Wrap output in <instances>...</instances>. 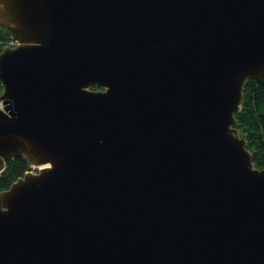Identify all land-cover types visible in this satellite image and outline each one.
<instances>
[{"label": "water", "instance_id": "obj_1", "mask_svg": "<svg viewBox=\"0 0 264 264\" xmlns=\"http://www.w3.org/2000/svg\"><path fill=\"white\" fill-rule=\"evenodd\" d=\"M0 26V173L39 168L0 192V264H264L234 128L264 0H0Z\"/></svg>", "mask_w": 264, "mask_h": 264}, {"label": "trees", "instance_id": "obj_2", "mask_svg": "<svg viewBox=\"0 0 264 264\" xmlns=\"http://www.w3.org/2000/svg\"><path fill=\"white\" fill-rule=\"evenodd\" d=\"M10 33L0 26V39L8 40ZM4 45H0V53ZM94 89H98L97 87ZM241 109L234 115L238 135L246 141L252 153V163L258 169L264 168V80L248 78L243 85ZM24 157H16L6 164L0 173V192L8 189L18 178L23 177L30 168Z\"/></svg>", "mask_w": 264, "mask_h": 264}, {"label": "flooded vegetation", "instance_id": "obj_3", "mask_svg": "<svg viewBox=\"0 0 264 264\" xmlns=\"http://www.w3.org/2000/svg\"><path fill=\"white\" fill-rule=\"evenodd\" d=\"M0 44H3L4 45V49L7 48V47H15L17 45V42L14 41L12 38H11V35H10V38L8 40H2L0 39Z\"/></svg>", "mask_w": 264, "mask_h": 264}, {"label": "rangeland", "instance_id": "obj_4", "mask_svg": "<svg viewBox=\"0 0 264 264\" xmlns=\"http://www.w3.org/2000/svg\"><path fill=\"white\" fill-rule=\"evenodd\" d=\"M1 28H3V27H1ZM6 29V28H5ZM1 45V44H0ZM96 90H99V89H96ZM2 92H3V87H2V85H1V82H0V95L2 94ZM241 103V102H240ZM0 106H2V102L0 101ZM240 109H241V104H240ZM240 109H239V111H240ZM235 128V127H234ZM30 170H32V167H30L29 168ZM34 171L33 172H37L38 171V169L37 168H34L33 169Z\"/></svg>", "mask_w": 264, "mask_h": 264}, {"label": "bare ground", "instance_id": "obj_5", "mask_svg": "<svg viewBox=\"0 0 264 264\" xmlns=\"http://www.w3.org/2000/svg\"><path fill=\"white\" fill-rule=\"evenodd\" d=\"M41 167H44V166H41Z\"/></svg>", "mask_w": 264, "mask_h": 264}]
</instances>
